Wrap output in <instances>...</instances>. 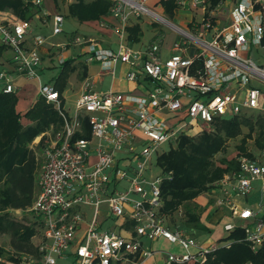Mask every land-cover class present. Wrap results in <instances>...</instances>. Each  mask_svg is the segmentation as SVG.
I'll return each mask as SVG.
<instances>
[{
    "label": "built area",
    "instance_id": "obj_1",
    "mask_svg": "<svg viewBox=\"0 0 264 264\" xmlns=\"http://www.w3.org/2000/svg\"><path fill=\"white\" fill-rule=\"evenodd\" d=\"M149 1L113 0L111 12L122 30L134 16H155L156 22L176 31L174 49L178 52L163 59L160 36L144 49L135 50L124 43L121 31L118 51L91 44L88 58L101 62L106 71L120 60L130 63L134 68L127 74L130 81H139L138 70H142L152 84L146 96L97 95L89 92L85 83L71 115L63 109L55 86L40 83L39 96L55 105L64 124L45 143L39 192L31 208L42 223L41 257H24L21 264H58L73 246V264H120L137 253L147 259L153 251L143 247V237H163L181 246V253L166 251L162 264H205L207 256L222 247L166 224L161 207L167 176L157 160L181 135L192 134L195 126H202V131L203 125L247 110L264 113V66L250 55L252 47L264 48V0H231L233 6L221 25L215 23V9L208 8L206 0H191L193 8L208 12L201 23L194 24L193 31L166 21L147 6ZM188 1L178 0L179 5ZM35 3L40 5L42 0ZM64 22L62 13L54 15V35L63 32ZM31 26L29 20L0 11V43L13 50L16 71L40 79L42 55L38 46L46 40L38 35L34 46L28 48L26 35ZM246 53L249 56H244ZM14 76L0 71V91H17ZM129 103L135 106L129 107ZM86 117L91 136L76 137L85 131ZM239 164L238 170L226 173L213 186L215 205L229 209L240 221L227 222L224 230H243L245 241L259 251L264 249V160L241 156ZM257 180L262 182V198L254 208H243L238 199L250 196ZM103 204L108 205L111 218L122 220L119 228H104L99 223ZM87 207L93 208L90 220ZM84 223L85 233L78 239Z\"/></svg>",
    "mask_w": 264,
    "mask_h": 264
},
{
    "label": "trees",
    "instance_id": "obj_2",
    "mask_svg": "<svg viewBox=\"0 0 264 264\" xmlns=\"http://www.w3.org/2000/svg\"><path fill=\"white\" fill-rule=\"evenodd\" d=\"M162 3L166 11L173 14L176 0H162ZM113 4V0H75L68 7V15L80 22L100 20L111 11ZM41 10V6L32 0H0V11L11 12L23 20L31 21ZM142 31L138 24L129 28L130 39L133 42L140 40ZM8 48L0 44V56ZM73 61L68 59L62 64L55 86L60 94L66 86ZM18 101L17 92L0 91V236L8 237L12 249L7 251L0 247V264L21 263L27 256L41 257L40 245L33 240L42 232L41 220L37 218L40 232L35 223H24L14 217L13 211L34 213L31 208L40 187L37 178L40 162L37 150L31 145L41 135L43 144L48 131L55 134L64 124L58 109L45 98L38 96L24 114L17 109ZM24 117L32 123L24 125ZM83 124L85 131L77 133L76 137L89 138L92 130L87 117ZM210 126L211 130L204 128L196 134L181 135L158 157V167L167 176L162 184L161 211L169 216L173 226H178L173 215L185 209L187 219L182 226L208 231L201 222L206 207L198 202V197L212 189L226 173L238 170L239 157L255 158V152L248 148L249 139H254L257 149H264V113H244L218 119ZM239 137L237 154L218 161L217 155L228 151L229 141ZM244 237L243 230L234 231L230 238L235 241L209 254L205 264H264V249L255 252Z\"/></svg>",
    "mask_w": 264,
    "mask_h": 264
},
{
    "label": "crops",
    "instance_id": "obj_3",
    "mask_svg": "<svg viewBox=\"0 0 264 264\" xmlns=\"http://www.w3.org/2000/svg\"><path fill=\"white\" fill-rule=\"evenodd\" d=\"M35 3V0H32ZM75 0H68V3L65 6V9H61V4L59 0H42L41 12H39L34 19L30 21L31 28L26 35V45L28 48L34 46V38L38 35H42L45 37V42L38 46V51L42 58V67L40 69V73L43 74L46 71H55L58 67L62 71V61H66L68 59H73L74 61L70 64V72L66 82V86L63 88L60 94V98L63 104V109L68 113H70V108H67V102L69 98L73 97V105L75 107L77 99L80 97L81 93H83V87L85 83L89 84V92L95 93L97 95H103L107 92H114L117 94H121L124 96H137L144 97L152 90V84L142 70H138L140 79L139 81H130L127 79V74L132 70L133 66L130 63L124 62L122 60L118 61L114 68L110 71H106L102 67V63L97 60L89 61L90 57L89 45L94 44L97 48H106L111 49L113 51H118L120 49L121 43V31L123 32V41L125 44H128L135 50L144 49L148 43H150L155 37L160 36V40H162V57L163 59H167L174 52H178L174 49V43L177 39L176 31H174L169 25L164 23H159L156 21H147L145 22V18L147 16L142 17H132L129 23L126 25L124 30H122V25L119 20L112 14L110 11L108 14L104 15L100 20L93 21H84L80 22V26L85 27V33H81L78 30L71 34H64L65 31L61 34L54 35L53 34V17L58 13H62L66 19L73 18L68 15V7ZM191 0L186 2L184 5H179L178 0L177 7L175 8L173 14H169L162 0H150L147 3V6L164 19L172 24H175L178 27H181L186 30H194V24L201 23L207 15L208 12L204 11L203 8H193L191 6ZM208 3V8H214V20H216V24L221 25L226 18L228 17L231 8L233 6L231 0H206ZM210 6V7H209ZM159 7V8H157ZM168 14L171 17H175L182 24H177L169 20L165 17ZM138 24L142 31V36L138 41H132L130 39L129 28ZM160 24L166 25V27H160ZM65 25V22H64ZM159 25V26H158ZM171 28L173 31V40L171 43H167L168 38V30L165 28ZM64 28V26H63ZM146 28L149 30L147 31ZM210 35H208L209 37ZM81 39V41L78 40ZM1 44V43H0ZM168 47V53L165 50ZM13 50L8 48L3 55L0 56V71L6 70L14 73L15 84L17 86V94L19 96V101L17 104V109L22 114L29 111L30 107L36 102L39 95V86L42 83L41 78H28L24 74H21L16 71L15 64L13 63ZM61 71L58 77L61 74ZM53 86H56L57 78ZM36 86L37 88L34 90L35 94L31 100H29L28 93H26V89L28 86ZM100 86V89H96L97 86ZM1 86V85H0ZM72 92V93H71ZM22 97V98H21ZM28 99V100H26ZM129 107H134V104L129 103ZM69 109V110H68ZM162 117H168L165 114H160ZM22 122L24 125H29L32 121L27 118H23ZM52 132V131H51ZM48 133V132H47ZM43 135L37 137L32 143L31 147L36 149L40 143V139H42ZM38 154V151H37ZM44 159V156H43ZM255 183H260L261 186H255ZM255 190L258 189L259 200L254 203L249 204V199L239 198L238 202L241 206L251 207L254 206L261 200L262 198V182L257 180L254 182ZM255 190L254 195L255 194ZM213 197V202L208 205L207 201L204 204L203 201H200L204 207H206L205 212H203L201 216V222L203 226H205L207 230H202L197 227L187 228L181 226H173L169 216H167L166 224L173 229H181L186 231L190 235L194 236L200 241H215L218 242L222 247L226 243H233L235 240L230 238L231 233H228L224 230V224L229 221H235L239 223V220H236L232 217L229 209L225 207H216L215 205V196L214 190H210ZM253 194V193H252ZM251 194V195H252ZM205 198L202 194L198 197V200ZM209 204V201H208ZM106 207V208H102ZM102 213L99 215L98 220L102 227H120L122 220H116L109 215L108 205L103 204L101 206ZM85 212L87 214V219H91L93 214V208L87 207L85 208ZM167 215V214H166ZM86 223L81 226V229L78 232V239H81V236L85 233ZM236 231V230H235ZM43 229L40 235H37L33 238L34 242L37 245H41L43 241ZM143 247L145 249H151L153 251V255L147 259H142L139 253L132 254L128 258L123 259L120 264H133L134 261L139 260V264H162L165 261V253L166 251L181 253L183 249L177 243H170L167 239L161 237L158 239L150 240L147 237L142 238ZM257 252V251H255ZM75 262V246L71 247L68 251V256L65 260H61L58 264H73ZM199 262H189L187 264H197ZM201 264V263H199Z\"/></svg>",
    "mask_w": 264,
    "mask_h": 264
},
{
    "label": "rangeland",
    "instance_id": "obj_4",
    "mask_svg": "<svg viewBox=\"0 0 264 264\" xmlns=\"http://www.w3.org/2000/svg\"><path fill=\"white\" fill-rule=\"evenodd\" d=\"M59 1H60V3L62 2L61 9L63 11V9H65L66 4L68 3V0H59ZM157 8H159V7H157ZM165 15H166L165 17H167L169 20H171L173 22H176L177 24H182L175 17L173 18V17H171L168 14H165ZM152 20L155 21V16H151L150 15V16H147L144 21L147 22V21H152ZM160 27H163V29H164V27H166V25L160 24L159 28ZM63 29L65 31L64 34H71V33L75 32V30L76 31L78 30L81 33H85L84 31H86V28L83 27V26L81 27L79 21L77 19H73V18L66 19ZM165 29L168 30L167 43H171V41L173 40V35H172L173 31L168 26ZM146 30L149 31L147 28H146ZM210 37L211 36H209V38ZM165 52L168 53V47L165 50ZM250 55L252 56V58L258 64L264 66V48L263 47H258V48L257 47H252ZM244 56H249V54L246 53V54H244ZM57 66L58 67L55 69V71H46L43 74H41V81H42V83H44V85L45 84H52V83H54V81H56V79H52V76L54 75L55 76L54 78L58 77L61 69L59 68L58 64H57ZM256 84H258V83H256ZM36 86H38V84H36L35 86L33 85L32 87L28 86V88L25 90L26 93H28V95H30L29 96V100H31L33 98V96L35 94L34 90L37 88ZM262 86H263V90H264V84ZM100 88L101 87L99 85L96 87V89H100ZM26 100H28V99H26ZM67 108H70V113H72V115H73V113L75 112V107L73 105V97L72 96L69 98V101L67 102ZM253 112L257 113V112H260V111L259 110H247V113H253ZM201 128H202V126H199V125L195 126L193 128V131H192L193 133L192 134L198 133L201 130ZM203 128L211 130V126L210 125H203ZM50 136H52V132L48 131V133L45 135V139L43 140L44 143L43 144L41 143V140L43 139V137H42V139H40V141H39L41 143V146L39 148L35 147L36 150L38 151V157H39V162H40V168H39V172H38L37 178H39V174L41 172V166H42V164L44 162L43 151H44L45 143H46V141L50 140ZM240 142H241V137L236 138V139H231L229 141L228 151L226 153H222V154L217 155L216 159L219 161L222 157H225V156L228 157V158L234 157L237 154V152H238V148L237 147L240 144ZM248 148H249V151L255 152L256 157L260 158L261 160H264V149H263V151H260V149H257L255 147V144H254V139H249L248 140ZM158 171H159V169H155V172H158ZM256 185L258 187L261 186L260 183H255V186ZM210 190L205 192V193H203L205 198H202L201 200H198L199 203H200V201H203L204 204L207 201V204H206L207 207H208V205H210L213 202V197H212L213 193H211ZM258 191H259L258 189L255 190V194L256 195H254V192H253V194L250 195V196H247V197L243 196L244 200L246 198L249 199V201H248L249 204L256 202L257 200H259ZM208 201H209V204H208ZM102 208H106V207H102ZM13 215L18 220H20V221H22L24 223H30V224H34L35 223L37 225V228L41 232V229L39 228V225H38V222H37L38 221L37 217L31 211H25L24 212V211H21V210H16V211H13ZM173 219H174V222L177 225H179L181 227H184L182 225H184L183 223H185V220L187 219V216L185 214V209H180L179 211H177L173 215ZM9 241L10 240L8 239L7 236L1 235L0 236V247L4 248L7 251H11L12 249L10 247ZM8 263H10V264H21V263H16V262H8Z\"/></svg>",
    "mask_w": 264,
    "mask_h": 264
}]
</instances>
